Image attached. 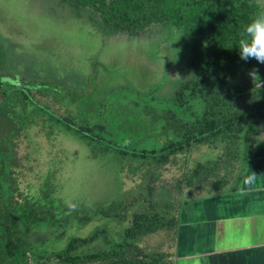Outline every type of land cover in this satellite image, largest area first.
Masks as SVG:
<instances>
[{"label":"rangeland","instance_id":"1","mask_svg":"<svg viewBox=\"0 0 264 264\" xmlns=\"http://www.w3.org/2000/svg\"><path fill=\"white\" fill-rule=\"evenodd\" d=\"M111 1L84 0V5L73 7L61 0H0V172L5 176L8 169L14 171L19 192L30 199L39 220L47 222L33 224L40 226L42 243L30 236L32 248L41 254L57 251L70 236H87L96 228H103L106 240L99 237L84 251L119 241L134 211L160 213L163 206H171L178 190L175 177L180 178L185 158L189 173L196 161L211 163L218 155L221 183L229 185L235 175V164H224L226 154L218 144L193 145L184 157L172 155L161 164L136 154L157 148L171 133L165 131L163 113L178 114L171 100L190 77L184 64L185 32L162 22L137 34L110 30L91 17L100 15L97 10L106 11ZM252 1L258 13L264 12V0ZM255 64L264 78V64ZM257 123L262 129L259 138L264 135V116ZM94 124L101 126L94 130L100 138L115 146L103 152L101 143L88 145L68 128ZM3 139H10L13 149L9 143L8 148L3 145ZM123 145L135 154L123 157ZM212 179L183 186L181 196L185 200L200 196ZM109 204L118 207L109 214L106 209L94 212ZM173 209L162 210L167 214ZM77 211L90 220L80 225ZM65 215L67 223L62 222ZM165 233L139 243L167 252L175 244L173 235ZM171 252V264H199L187 251L185 256Z\"/></svg>","mask_w":264,"mask_h":264},{"label":"trees","instance_id":"2","mask_svg":"<svg viewBox=\"0 0 264 264\" xmlns=\"http://www.w3.org/2000/svg\"><path fill=\"white\" fill-rule=\"evenodd\" d=\"M61 1L73 7L84 5V0ZM97 12L100 15L91 18L113 31L137 34L146 30L151 23L162 22L182 27L185 32L184 64L190 77L174 91L171 100L178 114L163 113L167 117L165 131L171 133L160 140L157 148H143L136 154L144 158L152 157L156 164H161L172 155L184 157L193 145L206 143L218 144L226 154L224 164L231 161L232 167L236 161L248 156L253 135L258 132L257 120L264 116V80L260 83L254 79L252 82L249 72L256 69V61L244 62L239 59L238 40L246 24L258 14L256 3L252 0H112L106 11ZM100 127L99 124L68 126L88 145L101 143L105 152L115 145L101 139L98 131H94ZM17 132L15 129L13 135ZM234 140H237L236 144ZM8 141L10 139H3L2 144L8 148L9 143L13 149V143ZM240 141L244 143L241 147ZM121 154L125 157L135 152H128L123 145ZM215 157L211 163L196 161L189 173L185 158L180 178L175 177L177 195L174 194L175 197L171 199L170 207L162 208L165 210L174 206V209L166 211L167 214L162 209L160 213L156 211L150 214L134 211L129 224L122 229L119 241L92 251H84V246L99 237L106 240L105 235L101 236L103 228H96L87 236H70L57 251L52 250L48 254L34 251L32 241L42 243L45 238L39 235L40 226L34 227L33 224L47 222L39 220L41 216L35 213L37 209H33L30 199L19 192L14 171L8 169L5 176L0 172V264H28V259L37 264H46L47 260L61 264H171V250L174 248L170 246L167 252L153 251L140 245L139 239H147L157 232L166 236L165 232H169L176 246L179 226L177 212L184 200L182 188L191 186L192 182L201 184L207 177L214 179L211 186L220 184L222 177L217 175L216 170L222 157ZM113 206L115 209L118 207L109 204L107 208L96 207L94 212L103 213L106 209L105 213L109 214ZM64 209L68 210L66 206ZM47 210H43L44 213ZM77 213L75 220L80 225L90 220L88 214ZM120 216L117 218L120 219ZM121 217L124 218V215ZM67 220L65 215L62 222L67 223ZM48 225L53 227L54 223ZM64 231L55 234L59 236ZM30 236H33L32 241Z\"/></svg>","mask_w":264,"mask_h":264},{"label":"crops","instance_id":"3","mask_svg":"<svg viewBox=\"0 0 264 264\" xmlns=\"http://www.w3.org/2000/svg\"><path fill=\"white\" fill-rule=\"evenodd\" d=\"M261 130L253 135L248 156L234 163L229 185L204 187L200 196L184 199L182 211L179 204L174 247L179 255L187 251L199 264H264V135L257 138ZM252 173L255 179L246 185Z\"/></svg>","mask_w":264,"mask_h":264},{"label":"clouds","instance_id":"4","mask_svg":"<svg viewBox=\"0 0 264 264\" xmlns=\"http://www.w3.org/2000/svg\"><path fill=\"white\" fill-rule=\"evenodd\" d=\"M238 51L240 60H255L258 64H264V12L258 13L246 24L238 40ZM249 76L252 82L254 79L260 83L264 80L255 68L249 72ZM254 179L255 174L252 173L245 178L244 183L250 185Z\"/></svg>","mask_w":264,"mask_h":264},{"label":"water","instance_id":"5","mask_svg":"<svg viewBox=\"0 0 264 264\" xmlns=\"http://www.w3.org/2000/svg\"><path fill=\"white\" fill-rule=\"evenodd\" d=\"M258 84H260V83H258ZM258 84H257V85H258Z\"/></svg>","mask_w":264,"mask_h":264}]
</instances>
